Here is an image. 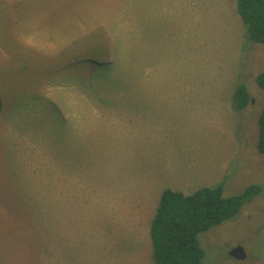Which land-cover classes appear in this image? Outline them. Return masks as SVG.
I'll list each match as a JSON object with an SVG mask.
<instances>
[{
	"label": "rangeland",
	"instance_id": "374dc122",
	"mask_svg": "<svg viewBox=\"0 0 264 264\" xmlns=\"http://www.w3.org/2000/svg\"><path fill=\"white\" fill-rule=\"evenodd\" d=\"M202 14L204 55L148 57L155 72L143 74L127 48L126 0H0V264H96L114 239L150 259L137 216L151 218L172 170L197 189L224 183L225 197L262 187L199 240L202 264H264V46L220 0ZM240 85L251 97L242 110ZM113 179L134 186L123 193ZM238 247L244 259L230 256Z\"/></svg>",
	"mask_w": 264,
	"mask_h": 264
},
{
	"label": "crops",
	"instance_id": "0c3cea01",
	"mask_svg": "<svg viewBox=\"0 0 264 264\" xmlns=\"http://www.w3.org/2000/svg\"><path fill=\"white\" fill-rule=\"evenodd\" d=\"M220 2L225 6L226 9L231 8L232 11L235 13L234 21L241 25L243 21L238 13L237 10V0H220ZM210 5V0H126V13L128 15L127 19L131 20L129 21V24L127 26L126 31V42H127V48L130 52L131 50V56H141L143 59L142 69L141 72L144 74H150L155 72L153 67L149 65V61L146 63L145 59L148 57H162L164 59V62H168L169 65L173 63L169 58H173L175 56L184 55L188 56L190 58H198L199 56L197 53V46H198V33L196 26H198L199 21V15L201 13V16L204 18L202 12L204 9H208V6ZM141 11H140V10ZM140 16H142L140 18ZM140 18V19H139ZM111 33L114 35L115 38L117 36L114 34L113 29ZM204 38V37H203ZM201 38V39H203ZM195 40V46L193 49L188 51V41ZM207 41V40H206ZM131 48V49H130ZM204 51V50H202ZM128 52V53H129ZM127 53V57H130ZM210 52H207L208 54ZM205 54V55H206ZM164 56V57H163ZM167 58V59H166ZM148 76V75H147ZM144 81L142 83L143 89H146V87L149 85L146 79L143 78ZM151 102V101H150ZM149 102V103H150ZM174 171L172 170V176L169 175L168 181H164L165 184H162L161 190L158 192L157 199H161L162 193L166 189H172L174 191L182 192L185 195L192 194L193 190L197 189L199 185H195V182L193 179L188 180H177L174 178H177L175 174H173ZM110 175H116V171L112 170ZM153 177V176H150ZM162 177V176H161ZM115 181V185L113 187H117V191H121L123 193L130 190L132 185L130 183L129 186H127V181ZM153 180V179H150ZM131 181V180H130ZM134 186V185H132ZM119 188V190H118ZM127 188V189H126ZM154 187H152L153 189ZM126 189V191H124ZM102 191H104L103 188H101ZM150 190V187H148L147 192ZM198 190V189H197ZM196 191V190H195ZM194 191V192H195ZM100 192V191H99ZM193 192V193H194ZM122 193V195H123ZM133 189L131 191V198H133ZM98 193L97 195H99ZM128 194V193H127ZM120 198L121 196L118 195ZM117 195L115 196V199L118 200ZM121 203L123 204V207H125V211H129L127 207V203L130 204L128 201V196H122ZM160 202V201H159ZM158 204V203H157ZM155 205L153 208V213L151 214V218L146 219V221L143 223L141 221L140 223V216L138 219V230L137 231H144L146 232V237L150 238V226L151 222L156 214L158 205ZM152 212V210H151ZM147 209L145 213H140L141 215L147 216ZM135 215H133L134 218ZM107 221L109 219L105 217ZM103 221V220H102ZM127 227L133 225V219L132 221H127ZM52 227V226H51ZM50 227L47 228V230ZM129 231V228L124 230ZM66 232V231H64ZM75 232H78L76 230L69 231L68 233L75 234ZM120 233V234H123ZM138 233V232H137ZM78 235V234H77ZM148 238V240H149ZM146 243V254L147 257L151 256L150 259L143 260L139 258L140 256H134L132 252V248L128 250V248L122 247L123 243L118 241H114L115 243L111 242H103L98 245L99 248V256L95 259L96 264H156L153 257V249H152V243L151 238L150 242ZM117 243V244H116ZM68 256H70V250H68ZM79 258H82L81 256ZM139 259L141 261L137 262ZM71 261L69 260L68 263L64 262H56L52 264H70ZM81 264V261L79 260L78 263Z\"/></svg>",
	"mask_w": 264,
	"mask_h": 264
},
{
	"label": "trees",
	"instance_id": "16d2710c",
	"mask_svg": "<svg viewBox=\"0 0 264 264\" xmlns=\"http://www.w3.org/2000/svg\"><path fill=\"white\" fill-rule=\"evenodd\" d=\"M237 10L248 38L264 46V0H237ZM264 90V72L256 77ZM244 85L234 93L237 109L250 102ZM0 96V113L2 110ZM257 151L264 156V109L259 116ZM259 185H251L243 193L225 197L224 183L202 187L190 195L166 189L150 226L153 258L156 264H202L205 252L199 235L234 219L243 207L261 194Z\"/></svg>",
	"mask_w": 264,
	"mask_h": 264
},
{
	"label": "water",
	"instance_id": "95a60500",
	"mask_svg": "<svg viewBox=\"0 0 264 264\" xmlns=\"http://www.w3.org/2000/svg\"><path fill=\"white\" fill-rule=\"evenodd\" d=\"M230 256L236 259H244L245 254L243 252V249L238 247V248H234L233 250L230 251Z\"/></svg>",
	"mask_w": 264,
	"mask_h": 264
}]
</instances>
